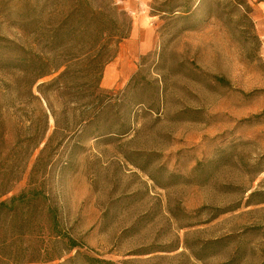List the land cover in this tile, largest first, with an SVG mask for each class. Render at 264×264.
<instances>
[{"label":"rangeland","instance_id":"374dc122","mask_svg":"<svg viewBox=\"0 0 264 264\" xmlns=\"http://www.w3.org/2000/svg\"><path fill=\"white\" fill-rule=\"evenodd\" d=\"M112 1L131 30L103 68L96 121L69 104L42 157L46 202L80 245L60 262L264 264V0H175L172 14L166 0ZM22 2L0 0V35L18 42ZM8 78L0 168L43 132L45 107ZM54 128L49 115L45 139ZM44 142L3 199L26 189Z\"/></svg>","mask_w":264,"mask_h":264},{"label":"trees","instance_id":"16d2710c","mask_svg":"<svg viewBox=\"0 0 264 264\" xmlns=\"http://www.w3.org/2000/svg\"><path fill=\"white\" fill-rule=\"evenodd\" d=\"M63 1L67 8L44 13L37 10L39 0H23L14 21L23 40L0 35V73L10 76V83H17L28 98L45 107L41 110L42 134L16 141L11 149H17V159L0 168V264H74L60 260L66 251L80 247L62 227L55 207L46 202L42 184L47 170L42 157L54 148L56 133L65 130L69 104L92 107L89 118L96 121L97 105L105 92L100 86L103 68L114 57L119 43L128 38L131 20L112 0ZM174 2L166 0L169 5L163 12L174 13L179 7ZM5 14L9 18L12 13ZM55 104L61 109L59 117ZM49 115L55 128L45 139ZM57 141L58 147L62 140ZM43 142L26 189L3 199L12 183L20 180L27 159ZM86 260V264H116L96 257Z\"/></svg>","mask_w":264,"mask_h":264}]
</instances>
